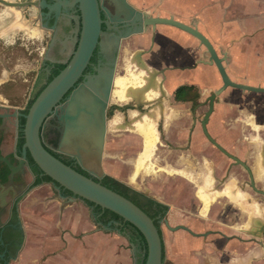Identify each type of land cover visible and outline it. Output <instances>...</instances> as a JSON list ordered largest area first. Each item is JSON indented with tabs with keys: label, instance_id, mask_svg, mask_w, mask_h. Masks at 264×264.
Wrapping results in <instances>:
<instances>
[{
	"label": "flooded vegetation",
	"instance_id": "flooded-vegetation-1",
	"mask_svg": "<svg viewBox=\"0 0 264 264\" xmlns=\"http://www.w3.org/2000/svg\"><path fill=\"white\" fill-rule=\"evenodd\" d=\"M36 1L39 7L30 5L19 10L0 3V36L17 32L30 36L42 33L41 37L45 39L43 77L32 89L33 94L25 106L14 107L5 101L0 103V264L17 262L26 245L22 203L37 187L53 183L44 180L45 174L34 162L29 151L24 152V124L25 114L28 112L25 110L29 100L39 92L41 85L47 82L51 70L58 64H67L71 59L81 30L78 4L62 5L50 10L40 5L41 2L52 5L65 0ZM100 4L108 6L112 12L115 11L114 6L107 0H100ZM102 18L109 21L112 27H107L105 22L102 24L103 34L100 41L102 42L106 35L112 38L122 34L120 46L104 51L99 44L79 82L84 81L86 76L95 74L99 67H115L108 112L109 123L116 122L112 125L117 126L114 130L117 134L114 136H123L122 139L126 143L135 138L143 142L146 131L156 133L153 150L158 168L156 193L165 196L169 203L144 190L138 191L142 193V200L153 198L165 207H158L154 215L163 246L167 231L172 233L185 230L170 229L165 219H168L172 228H189L185 223L189 217L218 216L216 209L209 208L203 215L201 210L205 211L207 206L204 204H207L208 200L214 204L219 203L225 186H247L254 197L264 202V189L257 187L254 176V169L258 168V165L264 170V91H248L235 87L220 91L222 83L215 88L205 87L208 85L207 76L204 73L198 75L199 72H196L197 77H193V71L197 69L198 64H205L206 61L199 59L192 62L190 52L185 51L177 57V63L174 59V49L166 45L169 37L158 26H149L143 28V32L137 33L136 31L143 27L141 16L131 22H112L102 10ZM127 33L131 35L124 37ZM136 38L141 42H137ZM165 42L163 47L162 43ZM118 77L126 78L122 97H119L118 93L121 89L116 83ZM172 82L175 84L172 85ZM260 86L264 88V84ZM212 97L213 110L205 121L206 132L202 124L210 110ZM214 121L222 125L225 132L227 126H230L232 133L215 134L211 129ZM59 126L57 115L49 114L42 127V141L52 154L55 152L64 157L67 155L57 151ZM258 154H261L260 162L255 159ZM171 175L176 178H169ZM38 179L42 181L38 182ZM53 184L59 198H66L65 189L57 188V185ZM192 185L197 192L193 197L200 203V212L196 214L186 206L177 210L172 204L175 202V190L180 187L183 193L179 202L183 205L190 204L185 192ZM54 195L57 194L54 192ZM204 195L206 202L202 197ZM71 197L81 199L75 195ZM192 205L193 209L197 208L194 203L191 207ZM92 217L95 218L93 214ZM170 217H182V222L174 224ZM111 224L109 222L106 227L114 229ZM114 224L119 226L118 222ZM217 234H220L218 230L209 229L196 235L207 238Z\"/></svg>",
	"mask_w": 264,
	"mask_h": 264
},
{
	"label": "crops",
	"instance_id": "crops-1",
	"mask_svg": "<svg viewBox=\"0 0 264 264\" xmlns=\"http://www.w3.org/2000/svg\"><path fill=\"white\" fill-rule=\"evenodd\" d=\"M173 2L174 5L181 4V0ZM183 6L186 7L184 12L173 13L171 16L189 25H196L210 39L218 52V47L223 48V53L227 54L224 65L231 79L249 85L264 84V49L260 48V45L264 44V0H184ZM158 27L169 37L168 43H162V46L165 47L166 44L168 48L174 49L176 62L180 53L185 51L190 52L192 62L199 59L208 61L209 53L197 38L176 27L168 25ZM196 72H199L198 75L204 73L207 76L209 88H215L222 83L215 65L198 64L197 69L193 71V77H197ZM174 84L172 82V85ZM113 127L116 129L117 126ZM229 128L230 126H227L225 132L222 125L216 121L211 124L215 134L232 133ZM152 132V138H147L146 131L143 142L135 138L132 142L126 143L123 139L118 141V137L114 136L111 142L112 149L108 155L110 160L104 164L105 172L134 189L144 190L169 203L165 196L156 193L158 168L153 155L156 133ZM137 151H140L139 154H136ZM257 156L256 162H260L261 154ZM171 173L176 175L174 172ZM254 176L257 187L264 189V170L259 165L254 169ZM169 178L176 177L171 175ZM224 190L217 204L207 201L205 195L202 196L205 202L207 201V204H204L207 206L205 211L201 210L202 215L206 214L209 208H213L217 210L218 216L186 219L185 223L193 233L186 230L166 232L163 264H264V202L254 197L249 187H242L241 184L225 186ZM195 192L196 188L192 185L185 192L190 204L183 205L179 202L183 191L181 187L177 188L175 202L172 204L177 210L186 206L194 214L200 212L198 211L200 203L193 197L196 196ZM33 195L34 193L29 195L25 201L36 205L38 199ZM193 203L197 208L193 209V205L191 207ZM170 218L174 224L182 222V217ZM67 219L70 221H66L65 217L60 219V226L67 227L68 224L71 226L69 232L63 236L56 235L51 248L41 246V249H35L38 246L26 230V245L14 264L128 263L116 255L117 251L113 255L114 246L107 233H102L96 228L81 231L79 217ZM25 226L27 227L26 224ZM209 229H216L220 234L207 238L197 236L199 232Z\"/></svg>",
	"mask_w": 264,
	"mask_h": 264
},
{
	"label": "water",
	"instance_id": "water-1",
	"mask_svg": "<svg viewBox=\"0 0 264 264\" xmlns=\"http://www.w3.org/2000/svg\"><path fill=\"white\" fill-rule=\"evenodd\" d=\"M107 1L114 6V12L108 6L101 5L100 0H65L52 5L42 1L40 4L50 10L62 5L74 6L78 4L81 13V30L77 47L71 59L41 90L25 114L24 152L29 151L42 172L59 184L57 188L63 187L81 199L76 200L74 197L66 199L61 196L59 198L53 183L37 187L29 195L51 189L53 195L54 192L57 194L54 195L56 203L86 206L91 216L92 208L85 201L116 213L135 226L144 236L147 243V256L144 264H163V239L154 220L130 199L94 179H101L106 175L103 160L109 129V98L115 67L111 69L99 67L95 74L86 76L82 82L79 80L84 76V70L90 63L96 47L101 44L104 51H110L111 47L120 46L122 37V34L112 38L106 35L105 39L100 41L103 34L102 24L105 22L107 27H112L109 21L102 18V10L112 22H131L141 16L143 27L138 29L137 33L143 32V28L146 29L149 26L155 28L158 25H169L197 38L209 53V59L206 63L215 65L218 69L222 80L220 91L227 87L248 91H264V88L260 85H249L231 79L224 65L227 54L219 53L210 39L196 25H189L173 16L150 15L148 12L135 7L129 0ZM0 3L16 10L30 5L39 7L36 0L26 2L0 0ZM130 35L127 33L124 37ZM115 64L114 61L113 65L115 66ZM42 73L43 70L37 81L43 77ZM64 97H66L65 101L62 102ZM212 99L213 97L211 98L210 110L202 124L205 131V121L213 110ZM52 113L57 115L60 124L57 151L75 159L79 166L89 173V176L66 164L45 147L42 141V127L47 116ZM165 223L172 230L185 229L193 233L191 229L185 226L170 227L168 219H165ZM91 224L102 233L121 234L116 229L100 225L94 217H92ZM127 242L132 255V264H137L141 254L136 251L135 246L128 239Z\"/></svg>",
	"mask_w": 264,
	"mask_h": 264
},
{
	"label": "rangeland",
	"instance_id": "rangeland-1",
	"mask_svg": "<svg viewBox=\"0 0 264 264\" xmlns=\"http://www.w3.org/2000/svg\"><path fill=\"white\" fill-rule=\"evenodd\" d=\"M129 1L135 7L156 15L171 16L173 13L184 12L186 9L183 6L184 0H181L182 5L179 3L174 5L173 0ZM1 7L2 5H0V13L2 12ZM36 30L39 31V29ZM41 35L42 33L38 36H30L23 34V32H17L13 35L0 36V103L5 101L14 107H24L31 97L32 89L43 70L42 59L44 57L45 39ZM136 40L139 43L141 42L139 38H136ZM218 48L220 53L224 52L222 47ZM260 48L264 49V44H261ZM204 49L206 48L204 47ZM112 125L113 123H109L106 137L105 157L103 160L104 170L105 161L109 162L110 160L108 155L112 149V138L114 134H117ZM122 138L123 136H119L118 141H122ZM126 154L127 152L125 151ZM33 196L38 199L37 204L32 205L34 203L24 200L21 208L22 221L27 225L26 230L29 235H32L34 242L38 246L35 249H41V246L50 247L55 242L56 235L63 236L66 232H69L71 226L68 224L67 227L60 226V219L63 217L66 218V221L69 220L67 217H70V219L79 217L81 224L79 229L81 231L96 228L91 224L92 216L86 206L56 203L51 189L36 192ZM107 234L112 239L114 246L113 255L117 251L116 255L119 258L122 257L123 260L128 261L127 264H132V255L126 237L122 234ZM47 255L44 256L46 257Z\"/></svg>",
	"mask_w": 264,
	"mask_h": 264
},
{
	"label": "trees",
	"instance_id": "trees-1",
	"mask_svg": "<svg viewBox=\"0 0 264 264\" xmlns=\"http://www.w3.org/2000/svg\"><path fill=\"white\" fill-rule=\"evenodd\" d=\"M66 63L63 64H58L56 65L55 68L51 70L50 75L47 77V82L39 88V92H36L34 96L29 100L27 108L25 111H28V107L32 104L34 99L38 96V94L41 92V90L47 85L49 81L52 80L54 76H56L64 67ZM54 155L61 159L63 162L66 164L72 166L79 172L89 176V173L82 169L79 164L76 162L75 159L69 157V156H64L61 157L58 153L54 152ZM101 184L107 186L108 188H111L112 190L120 193L121 195L125 196L126 198L130 199L132 202H134L136 205H138L142 210H144L155 222L156 217L154 215L157 213L156 210L158 207H164L160 203H157L156 200L153 198H150L146 201L142 200V193L130 185L120 181L119 179L106 174L103 178L98 179L94 178ZM46 182H53L55 183L49 176L45 175ZM41 179H38V182H41ZM56 185L59 186V184L55 183ZM64 195L66 198L73 196L72 192L69 190L65 189ZM91 208H92V214L95 216L96 222H98L102 226H108L109 222H111V226L118 230L122 235H124L128 241L135 246L136 251L141 254V256L137 260V264H144L147 256V243L145 241L144 236L142 233L131 223L125 221L122 217L117 215L116 213L108 210V209H103L99 205H95L92 202L85 201ZM165 208V207H164ZM115 222L119 223V226H115ZM120 223H122L120 225ZM156 224V222H155ZM163 259H164V252H163Z\"/></svg>",
	"mask_w": 264,
	"mask_h": 264
},
{
	"label": "bare ground",
	"instance_id": "bare-ground-1",
	"mask_svg": "<svg viewBox=\"0 0 264 264\" xmlns=\"http://www.w3.org/2000/svg\"><path fill=\"white\" fill-rule=\"evenodd\" d=\"M124 51V50H123ZM125 82H126V78H122V77H118L117 80H116V83L117 85H119L121 88L118 93H119V97H122V92H123V87L125 86ZM116 85V86H117ZM153 132H149V133H146V137L147 138H152L151 135H152ZM147 143H149L148 141H146ZM146 153V151H145ZM142 156V155H141ZM139 160V159H138ZM138 171V170H137ZM136 173V172H135Z\"/></svg>",
	"mask_w": 264,
	"mask_h": 264
}]
</instances>
